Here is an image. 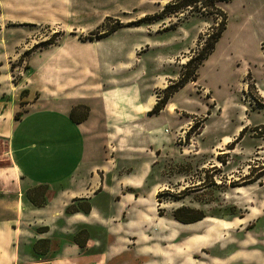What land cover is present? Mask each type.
<instances>
[{"label": "rangeland", "instance_id": "374dc122", "mask_svg": "<svg viewBox=\"0 0 264 264\" xmlns=\"http://www.w3.org/2000/svg\"><path fill=\"white\" fill-rule=\"evenodd\" d=\"M184 2L0 0V171L10 161L7 123L29 110L24 100L37 98L39 80L70 83L69 91H79L80 80L127 96L134 83L161 100L223 21ZM216 7L226 30L197 81L152 119L166 148L140 188L157 191L158 216L175 221L184 207L177 217L202 218L197 231L187 229L203 236L202 249L187 250L201 264H264V0ZM117 22L122 27L110 33ZM140 151L149 165L152 149ZM184 251L173 248V264H187Z\"/></svg>", "mask_w": 264, "mask_h": 264}, {"label": "crops", "instance_id": "0c3cea01", "mask_svg": "<svg viewBox=\"0 0 264 264\" xmlns=\"http://www.w3.org/2000/svg\"><path fill=\"white\" fill-rule=\"evenodd\" d=\"M74 84L79 91L56 79L33 83L37 98L25 99L29 110L7 123L0 264H173V248L189 256L202 249L203 236L195 232L202 221L183 225L159 217L152 203L157 191L140 188L166 148L151 121L167 106L149 116L156 102L149 87L142 94L134 83L129 96L110 86ZM141 147L152 149L149 165L141 161ZM83 203L88 213L67 212ZM190 257L187 264H201ZM212 259L209 264H222Z\"/></svg>", "mask_w": 264, "mask_h": 264}, {"label": "trees", "instance_id": "16d2710c", "mask_svg": "<svg viewBox=\"0 0 264 264\" xmlns=\"http://www.w3.org/2000/svg\"><path fill=\"white\" fill-rule=\"evenodd\" d=\"M181 1H184V0H175V3H173V4H177V2L179 3ZM185 1H186V3L184 2L185 4L183 3L182 6L191 7V6H196L197 4H200L201 8L204 11L211 9L210 12L222 17L223 21H221V23L219 25V29L216 32V34H210V35H208L207 39L204 40V45H203V48L201 49V51L198 52L193 58H190V60L185 64V67L182 70V74L179 75V77H180L179 80L175 84L168 86L164 90V97L161 100H159L158 102H156V104L154 105L152 110L148 113L149 116L158 115L162 110H164L168 100L172 97V95H174L180 88H183L188 83H192V82L197 81L199 68L212 55L216 44L219 42V40L222 37V34L226 30V15L221 9L216 7V3L217 2L227 3L230 0H185ZM171 5L172 4L166 5L163 12L166 11ZM121 27H122V25L118 23L109 32L110 33L115 32L116 30L120 29ZM76 113H77V109H74L71 112L70 117L72 119H74ZM183 210H187V208L182 207L181 209L174 211V214L172 217L176 222L181 223V224H190V223L202 220V218H197V217L191 218V219H186V220L177 217L176 214L180 211L182 212ZM188 210L190 212L193 211L192 209H188ZM77 211H81L83 213H88L89 212V206L86 205L85 203H83V205L80 204V205H77V207L71 206L70 208L67 209L68 213H73V212H77ZM159 216L161 217L162 215L160 214Z\"/></svg>", "mask_w": 264, "mask_h": 264}]
</instances>
